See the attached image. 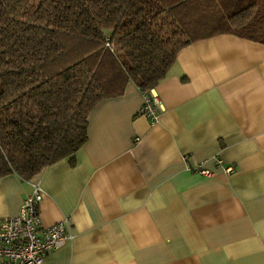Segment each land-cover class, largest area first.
I'll list each match as a JSON object with an SVG mask.
<instances>
[{"label": "crops", "instance_id": "crops-1", "mask_svg": "<svg viewBox=\"0 0 264 264\" xmlns=\"http://www.w3.org/2000/svg\"><path fill=\"white\" fill-rule=\"evenodd\" d=\"M207 32L155 87L157 122L130 81L93 108L75 158L32 179L42 225L68 219L74 234L44 264H264V43ZM205 161L214 176L194 170ZM32 190L1 177L0 217Z\"/></svg>", "mask_w": 264, "mask_h": 264}, {"label": "trees", "instance_id": "trees-1", "mask_svg": "<svg viewBox=\"0 0 264 264\" xmlns=\"http://www.w3.org/2000/svg\"><path fill=\"white\" fill-rule=\"evenodd\" d=\"M208 30L264 43V0H0V178L74 159L101 100L155 88Z\"/></svg>", "mask_w": 264, "mask_h": 264}, {"label": "built area", "instance_id": "built-area-1", "mask_svg": "<svg viewBox=\"0 0 264 264\" xmlns=\"http://www.w3.org/2000/svg\"><path fill=\"white\" fill-rule=\"evenodd\" d=\"M144 98L141 113L155 123L159 120L163 101L155 88L145 91ZM215 163L226 174L236 169L234 164H226L220 157L215 158ZM194 170L209 177L215 174L206 166V161L199 163ZM31 182L33 190L23 200L19 212L0 217V264H44L50 252L74 237L68 219L51 226L42 225L40 204L45 191L40 182Z\"/></svg>", "mask_w": 264, "mask_h": 264}]
</instances>
